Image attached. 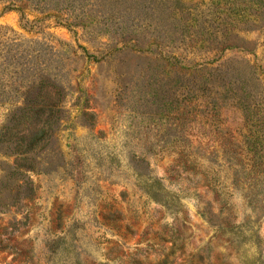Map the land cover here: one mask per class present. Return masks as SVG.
Returning <instances> with one entry per match:
<instances>
[{
	"label": "rangeland",
	"instance_id": "obj_1",
	"mask_svg": "<svg viewBox=\"0 0 264 264\" xmlns=\"http://www.w3.org/2000/svg\"><path fill=\"white\" fill-rule=\"evenodd\" d=\"M0 264H264V0H0Z\"/></svg>",
	"mask_w": 264,
	"mask_h": 264
},
{
	"label": "trees",
	"instance_id": "obj_2",
	"mask_svg": "<svg viewBox=\"0 0 264 264\" xmlns=\"http://www.w3.org/2000/svg\"><path fill=\"white\" fill-rule=\"evenodd\" d=\"M4 128H5V129H9V126H5Z\"/></svg>",
	"mask_w": 264,
	"mask_h": 264
}]
</instances>
